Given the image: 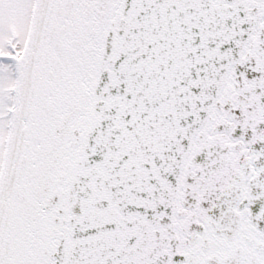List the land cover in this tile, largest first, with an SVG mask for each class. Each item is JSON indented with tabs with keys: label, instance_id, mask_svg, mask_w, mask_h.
I'll return each instance as SVG.
<instances>
[{
	"label": "snow or ice",
	"instance_id": "1",
	"mask_svg": "<svg viewBox=\"0 0 264 264\" xmlns=\"http://www.w3.org/2000/svg\"><path fill=\"white\" fill-rule=\"evenodd\" d=\"M0 264H264V0H0Z\"/></svg>",
	"mask_w": 264,
	"mask_h": 264
}]
</instances>
